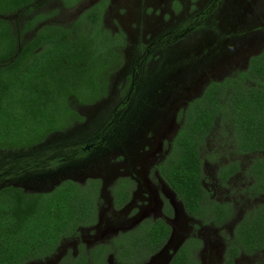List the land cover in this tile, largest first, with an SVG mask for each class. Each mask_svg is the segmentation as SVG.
<instances>
[{
	"label": "flooded vegetation",
	"instance_id": "1",
	"mask_svg": "<svg viewBox=\"0 0 264 264\" xmlns=\"http://www.w3.org/2000/svg\"><path fill=\"white\" fill-rule=\"evenodd\" d=\"M85 12L89 22L83 19L82 26L106 68L84 100L71 101L79 118L27 147L0 148V191L50 195L75 186L89 198L95 217L61 238L50 254L23 264H148L168 243L163 264L182 253L191 259L186 264H251L264 256L263 249L227 261L247 211L239 214L233 203L216 197L219 191L248 196L243 190L252 185L245 174L250 163L217 165L211 189L202 177L209 198L231 206L230 218L221 223L191 216L166 175L194 109L204 107L213 84L246 72L252 60L264 65V0H33L0 19L19 52L39 29H71ZM215 151L211 160L219 155ZM231 163L238 170L228 176ZM223 167L225 180L219 176ZM242 173L247 182L238 192L230 183ZM246 198L249 210L264 202V194ZM159 228L165 241L150 246Z\"/></svg>",
	"mask_w": 264,
	"mask_h": 264
},
{
	"label": "trees",
	"instance_id": "2",
	"mask_svg": "<svg viewBox=\"0 0 264 264\" xmlns=\"http://www.w3.org/2000/svg\"><path fill=\"white\" fill-rule=\"evenodd\" d=\"M32 2L0 0V14L15 12ZM86 15L87 12L71 29H39L19 52L10 26L0 19V61L7 60L0 68V148L27 147L28 141L41 140L63 130L71 118H79L71 101L84 100L106 68L101 62L103 56L96 57L93 36L82 26L83 19L89 22ZM27 58L30 61L25 63ZM205 99L204 107L194 109L186 137L179 142L180 153L166 175L191 216L210 217L221 223L230 218L231 206L212 201L202 187L200 149L214 133L213 125L228 131L229 146L235 155L258 156L245 172L252 177V185L245 190L247 197L264 194V65L252 60L246 72L213 84ZM229 165L234 170L231 168L228 176L238 170L237 163ZM220 171V178L225 180L223 172L227 167ZM89 216L93 222L95 209L89 207V198L75 186L57 188L50 195L23 194L13 188L1 190L0 264H23L50 254L61 238L76 232ZM165 234L159 228L150 246L160 247ZM231 243L228 262L242 252L251 254L264 249V202L246 212L236 225ZM188 261L191 263L182 253L170 264Z\"/></svg>",
	"mask_w": 264,
	"mask_h": 264
},
{
	"label": "rangeland",
	"instance_id": "3",
	"mask_svg": "<svg viewBox=\"0 0 264 264\" xmlns=\"http://www.w3.org/2000/svg\"><path fill=\"white\" fill-rule=\"evenodd\" d=\"M229 134L230 133L228 131H222L221 129L217 128L214 131L211 138L206 143V146L202 150L201 159H202V162L205 163L203 177H204V182H205V186L207 189H211L212 187L211 178L213 176V170H215L217 165L221 163H225V162H232L233 160L236 159L238 161H242V164L246 167L249 165V163H251L253 159L258 157L256 155H251V156L247 155V157L241 159L240 157L241 155L239 156L235 155L232 152L231 146H229V143H230ZM215 150H217L218 152ZM213 151L217 152L220 155V157L219 155L215 157V152H214V157L215 158L219 157L218 161H214L215 158L211 160V154ZM262 155L264 156V153ZM242 156H246V155H242ZM240 176L242 177H237L235 180H233L234 182L232 181L230 183L231 187L238 192L240 189H242L241 187L243 186V184L247 182V180L243 178L245 176L243 173ZM219 193L221 194L219 196H216L218 198V201L233 203L235 208L240 209L239 214H242L243 212L249 210L248 208L251 205V201L247 200L248 198H246L247 194L245 193V190H243V193L244 195L246 194L245 195L246 197H242V196L239 197L238 193H231V192L227 193L226 191H219ZM206 229L208 230L209 234L212 232L211 227L208 226L206 227ZM211 250L214 251L213 248ZM213 256L217 257V254L212 253L211 257L213 258ZM250 262L251 264H264V256L259 257Z\"/></svg>",
	"mask_w": 264,
	"mask_h": 264
},
{
	"label": "water",
	"instance_id": "4",
	"mask_svg": "<svg viewBox=\"0 0 264 264\" xmlns=\"http://www.w3.org/2000/svg\"><path fill=\"white\" fill-rule=\"evenodd\" d=\"M102 191L104 192V187ZM170 244L171 243L166 244L165 249L160 254H157L148 264H163L162 261L164 259V256L168 254L167 248L169 247Z\"/></svg>",
	"mask_w": 264,
	"mask_h": 264
}]
</instances>
